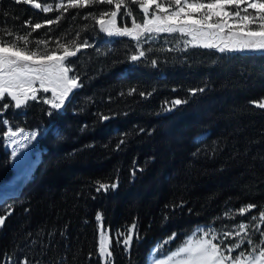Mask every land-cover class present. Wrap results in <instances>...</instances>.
Returning <instances> with one entry per match:
<instances>
[{
    "label": "trees",
    "instance_id": "obj_1",
    "mask_svg": "<svg viewBox=\"0 0 264 264\" xmlns=\"http://www.w3.org/2000/svg\"><path fill=\"white\" fill-rule=\"evenodd\" d=\"M61 12L0 0V38L31 32L29 48L45 41L43 51L97 36L84 7L46 23ZM36 23L43 26L33 31ZM112 41L66 58L82 86L61 110L37 99L17 117L21 128L51 121L55 130L40 139L44 151L32 177L0 201V264H100L97 214L111 234L113 264H145L173 233L163 253L197 225H218L250 204L254 215L264 209V109L250 103L264 98V54L154 44L133 61L130 37ZM196 89L203 91L193 95ZM177 99L186 103L173 107ZM4 131L0 123V184L13 173ZM97 181L117 187L98 192Z\"/></svg>",
    "mask_w": 264,
    "mask_h": 264
},
{
    "label": "snow or ice",
    "instance_id": "obj_2",
    "mask_svg": "<svg viewBox=\"0 0 264 264\" xmlns=\"http://www.w3.org/2000/svg\"><path fill=\"white\" fill-rule=\"evenodd\" d=\"M17 4H29L31 7L41 10L44 13L53 11L51 4H42L36 0H15ZM138 3V6L145 13L142 24H137L133 20L132 27H117L115 17L121 9L126 7L125 0H59L55 4V11L61 12L60 16L48 19V25L58 23L63 14L70 8L88 7L93 4H108L114 5L115 11L103 10L99 14L97 23L101 25V30L107 32L109 35L130 36L133 39H139L144 33L151 32H180L189 35H209L207 29H216V33L211 35H218L228 29V39L232 43L225 42L223 46L214 44L212 42L203 43L205 48H217L220 52L233 51H250L260 52L264 54V0H173L171 4L164 5L158 3L157 0H132ZM155 5L156 11L153 12L152 17L149 18V6ZM242 5H245L242 7ZM226 6H234V11L226 10ZM169 9H172L169 11ZM249 9L253 10L249 12ZM195 10V12L193 11ZM165 13L163 16L159 13ZM198 13V14H197ZM243 13V14H242ZM127 15H131V10L128 8ZM105 17H110L105 21ZM217 17L213 23L209 21ZM88 18L87 16L85 17ZM95 19V17H93ZM195 18L194 24H188L186 21ZM231 19V24L229 20ZM181 20L179 25L173 23L175 20ZM26 24L29 22L26 21ZM41 23H36L32 26L33 31L41 28ZM243 32L247 39H234L238 33ZM5 36H13L12 40H5L0 38V100H4L5 94L14 101L15 108H21L27 105L29 100H37V93H52L51 99H43V103L49 104L52 109L59 110L63 107L65 100L73 89L81 87L79 78L75 75L70 76L72 71L70 65L66 64V58L76 56L81 48L89 47L87 43H77L76 40L67 43H60L57 41V49L61 50L57 55V50H49L46 47L43 51L39 49V45L46 44L45 41H36V49H30L29 36L31 32L26 35H16L13 32L6 31ZM259 38V39H256ZM145 53L140 51L138 55H133V61L143 57ZM39 82V87H34ZM197 91L203 89L193 90V95ZM186 103L177 99L173 101V107ZM255 107L264 109V98L260 101H252ZM9 102L0 104V109H7ZM171 111V108L168 109ZM103 119H108L104 116ZM0 123H7V121L0 120ZM21 131H23L21 129ZM8 136L11 139L18 135L17 132L8 129ZM33 134V138H34ZM123 143V141H121ZM134 174V173H133ZM97 191L107 192L110 188L115 189V183L106 184L97 181ZM257 206L250 204L244 208L239 209L240 214H244ZM228 215V213H225ZM99 219V215L97 217ZM259 218V224L255 225L257 231H260V225L264 224V209H261L257 215H253L251 220L255 221ZM5 217H0V227L4 225ZM248 225L244 223L239 224V230L233 235L231 232H224L223 237L227 239L229 236L241 237V239L228 247H222L220 243H215L218 237L214 234L212 229L205 230L203 237L192 240L189 239L186 244L178 248L166 261H161L160 264H264V239L258 242H253L249 237L247 231ZM211 238H207L209 234ZM260 235L264 237V231H260ZM175 237V233L169 237V241ZM130 237L124 240L125 246L130 243ZM162 245L168 241L161 242ZM247 243L249 249L243 247ZM240 249L235 256L232 255ZM227 253V254H225ZM99 254L101 257L111 256V252L106 248L104 240H101ZM23 264H27L25 260Z\"/></svg>",
    "mask_w": 264,
    "mask_h": 264
},
{
    "label": "rangeland",
    "instance_id": "obj_3",
    "mask_svg": "<svg viewBox=\"0 0 264 264\" xmlns=\"http://www.w3.org/2000/svg\"><path fill=\"white\" fill-rule=\"evenodd\" d=\"M58 2H59V0H56L54 3H48V4H51L53 6L54 10L49 12V13L43 12V14H51V13L57 12V11H55V4ZM65 2H66V0H65ZM157 2L164 4V5H168V4H171L173 2V0H157ZM203 2H207V0H203ZM125 5L127 6V8L121 7L119 12L117 13V16L115 17L116 26L117 27H129V28H131L132 24H133V20H135V22L137 24H142L143 20H144L145 13L138 6V3L132 2V0H125ZM243 6H245V5H242V7ZM84 8H86V16L88 17L86 19L85 18L86 16H84V18L87 21L91 20L92 21V22L90 21L91 23H94V25L98 26L99 31H98L97 36L93 37L91 42L84 40L83 43H87L89 46L90 45L94 46L96 44H102L104 46L107 45L110 47L111 44L113 43L112 38L114 36H117V35L116 34L109 35L107 32L102 31L101 25L97 23V19L99 18V14L101 11H103V10L115 11V6L114 5H108L105 3V4H98V5L93 4V5H89L88 7H84ZM128 8H130V10H131V13H132L131 15L126 14ZM171 10L172 9H169V11H171ZM226 10L234 11L235 8H234V6H226ZM87 11H88V13H87ZM154 11H156L155 5H150L149 6V13H148L149 18L152 17V14ZM193 11L195 12V10H193ZM252 11L253 10L249 9V12H252ZM164 14L165 13H162V12L159 13V15H161V16H163ZM93 17H95V19ZM109 19H111V18L105 17V21H108ZM216 19H218V18L213 17V20L209 21V23L215 22ZM226 19H228L229 24H231V19L230 18H226ZM173 23L179 25L181 23V20L177 19V20L173 21ZM186 23L194 24L195 18L189 19L188 21H186ZM206 31L210 34L209 35H199V34L189 35L187 33L182 34L180 32H173V33L151 32V33L142 34L139 37V39H133L130 36H128V37H130L136 45V53L133 55H138L140 51H143V48L146 45L151 46L154 44H160L161 47L164 46L169 50H184L186 48L195 47V46L196 47H203L202 45L205 42H212L214 44H219L220 46H223V44L225 42L232 43V41L228 39L229 33H228L227 28L223 32H219L218 35H211V33H216L218 31L216 29H207ZM237 38L247 39L248 37H246L245 34L243 32H241V33H238L237 37H234V39H237ZM4 39H8V36H6ZM256 39H259V38H256ZM34 42H36V40H34ZM55 43H57V41ZM55 47L57 48V44ZM60 51L61 50H57V55L60 54ZM65 63H66V61H65ZM69 75L72 76V73L69 72ZM34 87L38 88L39 82H37L36 85H34ZM75 89H77V88H75ZM75 89H73V90H75ZM51 98H52V93H49V92L43 93L42 91L37 93V99H40L42 102H43V99H51ZM5 102H8V101H3V103H5ZM3 103H1V104H3ZM9 105L10 106L7 109H0V111H3V110L6 111V115L4 114V116L1 118V120L7 121V123H3V126L5 128V131L3 134V144H4V149L8 150L10 155H11V157H10L11 161L14 160L13 165L15 166V170L21 172V171H23V169H25L26 167L29 166V163L32 160L31 158H29V154L34 152L35 155L32 158L35 159L38 156V152L40 150L44 149L40 143L41 137L47 132V130L49 128H51L54 131L55 127H51V121H49V123L46 126H40L38 128H32V129L21 128V127H19V119H17V117H19V114L22 112V109H15L14 108L15 111H13V113L10 115V112L8 113V110L11 107H13V103L9 101ZM61 109L62 108H60L59 110H61ZM47 115L49 116L50 113L48 112ZM9 128L12 131H15L18 133V135L15 136L14 140H17V142L19 141V145H15L14 144L15 141H13V140L11 141L9 139V136L7 134ZM21 129L23 131H21ZM33 134H35L34 138H33ZM202 137L203 136H199L196 138V140L198 141ZM11 161H10V165H11ZM98 215H99V219L97 218ZM253 215L254 214L250 213L249 211L245 212L244 214H240L239 210H238V211L233 212V213L231 212L230 214L223 217L219 221L218 225H213V224L197 225L182 239V241H180L178 244L173 246L171 248V250H169L166 253H163V249L170 246V243L174 240V238L171 239L170 241H169V238H167L163 241H160L151 248L150 252L147 255L145 264H160L161 261H166L167 258L170 255H172V253H174L178 248L184 246L189 239L196 240V239L202 238L204 231L208 230V229H212L214 234L218 237V240L214 241L215 243H220L222 247H228V246H231L232 244L238 242L241 239V237L233 238V236H229L227 239H225L223 237V233L224 232H231L234 235V233L239 230V224L244 223V224L248 225V228H247V231L249 233L248 238H251L254 243L258 242L261 239H264V237H262L260 235V231H264V224L260 225V231H257L255 228V225L259 224L260 222H259V218H257V220H255V221L251 220V217ZM243 216H244V220H242ZM97 217H96L97 225H98L97 254L99 257V262H100V264H113L111 256L101 257L99 254L101 240L102 239L104 240V244H105L106 248L110 251L112 238H111L110 231L102 223L101 215L97 214ZM133 233H134V225H131L129 227V230L127 232L125 239L130 237L131 238L130 242H131L132 237H133ZM211 234L212 233H210L207 238L210 239ZM164 241H168V243L162 245L161 242H164ZM122 244H124V241ZM129 245H130V243H129ZM129 245L125 246V248L128 249ZM243 247L246 249L250 248V246L247 245V243H245L243 245ZM239 251H240V249H237L236 252L232 253V255L235 256L237 254V252H239ZM225 254H227V253H225Z\"/></svg>",
    "mask_w": 264,
    "mask_h": 264
},
{
    "label": "water",
    "instance_id": "obj_4",
    "mask_svg": "<svg viewBox=\"0 0 264 264\" xmlns=\"http://www.w3.org/2000/svg\"><path fill=\"white\" fill-rule=\"evenodd\" d=\"M49 93H51V92H49ZM7 95V94H6ZM8 97V99L10 100V102H12L13 103V107L15 108V106H14V101H11V98L9 97V96H7ZM26 106V105H25ZM25 106H22L21 108H15V109H22L23 107H25ZM49 108H51L50 107V105H49ZM52 109V108H51ZM4 114H5V112L4 111H0V118H2L3 116H4ZM44 151V149H42V150H40L39 152H38V157L35 159V161H34V163H31L30 164V167H29V169H30V171L27 173V175L25 176V178H24V180H22V181H19V179H20V177H22L23 176V174H21L19 171H17V170H15V166L13 165V161L14 160H12L11 161V168L14 170L13 171V173H12V175H11V177L7 180V181H5V182H3V184L1 183L0 185V194L2 195V199L1 200H3L4 198H6V197H8V196H11V195H14V194H17L19 191H20V189L23 187V185L25 184V182L29 179V178H31V176H32V173H33V170H34V168H35V166L37 165V163L39 162V160H40V158H41V155H42V152ZM35 155V153L34 152H32V153H30L29 154V158H31L32 159V157ZM13 156V155H12ZM27 168V167H26ZM25 168V169H26ZM28 170V168L24 171V174H25V172ZM14 184H17V192L16 193H12V191H11V187L14 185Z\"/></svg>",
    "mask_w": 264,
    "mask_h": 264
},
{
    "label": "bare ground",
    "instance_id": "obj_5",
    "mask_svg": "<svg viewBox=\"0 0 264 264\" xmlns=\"http://www.w3.org/2000/svg\"><path fill=\"white\" fill-rule=\"evenodd\" d=\"M10 139V138H9ZM15 139V137H12L10 140L12 141H15V145H19V141L17 142V140H14ZM15 153V152H14ZM17 156V155H16ZM38 157V156H37ZM36 159V158H35ZM35 159H33L32 158V160L30 161V163H29V166L27 167L28 168V170L25 172V174H24V171L27 169H23V171H21L20 173L21 174H23V176L22 177H20V179H19V181H22V180H24V178H25V176L27 175V173L30 171V169H29V167H30V164L31 163H34V161H35ZM12 189H11V191H12V193H16L17 192V184H14L12 187H11ZM1 199H2V195L0 194V201H1Z\"/></svg>",
    "mask_w": 264,
    "mask_h": 264
},
{
    "label": "flooded vegetation",
    "instance_id": "obj_6",
    "mask_svg": "<svg viewBox=\"0 0 264 264\" xmlns=\"http://www.w3.org/2000/svg\"><path fill=\"white\" fill-rule=\"evenodd\" d=\"M3 101H8V102L10 101V100L8 99V97H7L6 94H5L4 100H0V104L3 103ZM29 101H31V100H29ZM29 101H28V102H29ZM28 102H27V103H28ZM3 111L5 112V115H6V111H5V110H3Z\"/></svg>",
    "mask_w": 264,
    "mask_h": 264
}]
</instances>
